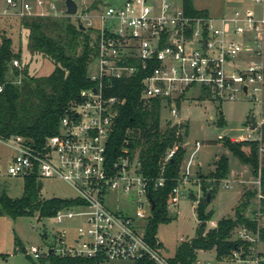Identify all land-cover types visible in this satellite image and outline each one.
<instances>
[{
  "label": "built area",
  "instance_id": "1",
  "mask_svg": "<svg viewBox=\"0 0 264 264\" xmlns=\"http://www.w3.org/2000/svg\"><path fill=\"white\" fill-rule=\"evenodd\" d=\"M253 9H234L220 17L188 16L181 0H125L107 5L87 18L85 30L96 31V54L88 69L91 87L79 92L59 120L58 133L42 146L23 136L0 137V148L14 152L10 162L0 169L1 178L35 177L57 179L68 184L78 195L77 205L62 208L53 217L60 224L81 219L71 243L60 240L50 253L59 258L91 259L95 264L111 261L136 262L147 259L153 264H170V254L163 247H153L139 234L138 222L151 216L149 190L164 186L162 175L151 181L140 172L138 152L129 149L130 131L119 155L111 160L107 146L114 132L115 120L125 100L109 96L116 81L140 78L141 100L157 99L161 111H167L171 126H180L179 110L187 93L205 91L218 102H233L246 97L261 109L264 88V0H249ZM16 7L14 0H3ZM43 6V0H35ZM256 8V9H255ZM21 16H31L33 7L22 3ZM54 10V6H51ZM39 15H44L40 13ZM10 68L21 70L13 60ZM8 80V79H7ZM19 85V81H8ZM3 86H0V92ZM197 97V98H198ZM161 118V112H160ZM261 119L252 137V130L239 141H261ZM200 143H195V150ZM176 147L167 151L164 162L172 158ZM264 151L259 147V163ZM188 172V170H187ZM188 181L181 177L172 190L168 212H176L185 199ZM256 207L253 218L257 230H237L244 242L259 241L260 222L264 218L260 181H256ZM226 182L225 188H228ZM114 195L116 203L126 202L125 211L110 209L107 199ZM196 208L197 203L194 205ZM208 230L217 222H206ZM251 247H249L250 252ZM29 256L39 261L44 255L30 247ZM247 256V255H246ZM239 252L231 255L237 263L246 262ZM172 258V257H171ZM258 259L252 264H259ZM210 264V263H205Z\"/></svg>",
  "mask_w": 264,
  "mask_h": 264
},
{
  "label": "trees",
  "instance_id": "2",
  "mask_svg": "<svg viewBox=\"0 0 264 264\" xmlns=\"http://www.w3.org/2000/svg\"><path fill=\"white\" fill-rule=\"evenodd\" d=\"M181 6L188 16H208L206 11L195 10L192 0H181ZM20 25L28 32L26 47L29 53L47 58L53 64V69L47 76H30L28 66L21 64L22 51L13 52L12 40L0 38V86H3L0 92V137L23 136L42 146L46 139L58 133L59 120L69 103L78 97L81 90L92 85L87 79V69L96 54V31L80 30L71 23L69 17L54 19L47 16H23ZM13 60L20 62V71L9 67ZM9 74L12 77L21 76L20 84L13 85L8 82ZM107 94L125 100L119 109L114 132L108 142L109 158L113 160L119 155L126 140V133L130 131L129 149L131 152H138L141 174L154 181L162 171L165 179L162 188L151 187L149 190L155 208L146 222L144 239L154 247L158 241L156 238L158 226L170 222L167 205L172 197V190L181 178L180 168L186 153L181 145L180 132L186 128L167 123L166 129L161 130V102L157 99L148 102L141 100L140 78L127 82L116 81L113 83V89ZM206 98H210V95L205 91L198 97L200 100ZM224 124L220 112L217 125L220 127ZM259 132L260 142L231 141L228 138L218 141L241 165L250 168L251 174L259 179L261 193L264 195V153L261 164L259 163V147L261 146L264 151V125L260 127ZM174 147L177 148L174 155L165 163L167 151ZM213 167L205 183L201 184L204 198L195 208L199 223L195 237L178 245L174 255L169 259L170 264H196V255L200 251L213 250L217 260L228 259L234 252H239L243 256L249 254L250 243L239 239L231 240L238 229L245 228L251 233L257 230L253 218L254 211L251 217L246 216L250 204L243 201L245 193L234 210L233 218H221L217 221L216 229L205 231V223L212 220V211H205L207 206L204 205V199L210 190L211 202L219 184L228 178L229 159L222 155L213 163ZM77 204L76 200L40 199V183L35 177H30L23 180L20 198L11 199L2 192L0 217L15 220L38 214V220L50 219L60 209ZM261 205L264 213V201ZM258 232L259 241L264 244V227L259 228ZM157 247L162 245L159 243ZM20 250L21 245L18 239L14 238L13 253ZM44 259L50 264H95L91 259L59 258L51 253ZM133 264L153 262L142 259ZM259 264H264V261Z\"/></svg>",
  "mask_w": 264,
  "mask_h": 264
},
{
  "label": "rangeland",
  "instance_id": "3",
  "mask_svg": "<svg viewBox=\"0 0 264 264\" xmlns=\"http://www.w3.org/2000/svg\"><path fill=\"white\" fill-rule=\"evenodd\" d=\"M16 7L7 6L3 0H0V38L6 37L12 40L13 52L22 51V65L28 66V73L33 77H43L50 74L53 64L41 55L30 54L26 47V38L28 32L20 25L23 16L21 4L28 3L33 7L31 16H47L58 19L67 17L65 15L64 0H43V6H37L35 0H14ZM125 0H74L77 4L76 16L69 17L72 24L77 26L79 20L82 26H86L87 18L101 11L107 5L117 6ZM241 1L239 0V3ZM193 7L198 11H206L211 17H220L225 14L224 11H233L238 8V0H192ZM179 4V0H177ZM243 9H253L254 6L249 0H242ZM54 6V10H51ZM256 9V8H255ZM40 13L44 15H39ZM20 71V70H19ZM11 74V73H10ZM8 75V81H19L21 76L12 77ZM198 90H190L179 110V118L182 121L181 126L186 129L181 130V145L185 151V156L180 168V176L186 178L188 189L185 199L181 200L176 207V212H168L169 223L160 224L156 230V238L164 249L170 250L165 259H170L176 248L181 242H189L195 237L197 226L199 225L195 215V204L202 203L204 192L201 190V184L205 183L212 170V162L219 156L225 155L229 159L228 188H225V180L219 184V187L212 197L210 204L206 207V212L212 211V220L218 221L221 218H233L234 210L238 206L242 195L246 197L243 201H248L250 206L247 209L246 216L251 217V213L256 207V181L251 174L249 167H243L225 148L222 147L219 139L248 134L251 116L258 124L264 119V88L262 91L261 109L257 103H254L246 97H238L233 102H218L211 98L203 100L198 99ZM222 113L225 124L217 125L219 113ZM171 120L167 111H161V130L166 129V122ZM252 137L256 133L252 132ZM199 142V149L195 150V143ZM210 142H216L211 144ZM201 148V149H200ZM247 152V150H245ZM14 152L0 148V169H4L10 162ZM188 170V172H187ZM237 180V181H232ZM239 181V182H238ZM209 182V180L207 181ZM40 199L48 200L58 198L63 200H74L78 197L77 193L65 182L57 179L39 180ZM242 184V185H241ZM248 187H245V186ZM241 190L240 197V187ZM5 192L11 199L20 198L23 192L22 178H1L0 195ZM126 202L122 199L116 203L114 195L107 199V205L110 209H121L125 211ZM139 234L145 232V221L138 223ZM83 226L81 219L68 220L57 224L53 218L38 220V214L32 217H20L15 220L10 218H0V264H50L45 260L46 254L50 248L60 241L64 240L67 244L76 237L79 227ZM260 227H264V218L260 222ZM205 231H208V225L205 223ZM252 239V233H250ZM14 238H17L21 249L17 253H12L14 249ZM231 240H238L237 230L232 235ZM244 241V240H241ZM250 243V252L246 256V262L242 264H252L253 261H264V244L261 242ZM36 247L44 255L41 260L32 259L29 254V248ZM15 254V255H14ZM44 259V260H43ZM239 264L233 258L217 260L213 250L200 251L196 255V264ZM103 264H133L131 261H111Z\"/></svg>",
  "mask_w": 264,
  "mask_h": 264
},
{
  "label": "water",
  "instance_id": "4",
  "mask_svg": "<svg viewBox=\"0 0 264 264\" xmlns=\"http://www.w3.org/2000/svg\"><path fill=\"white\" fill-rule=\"evenodd\" d=\"M64 6H65V15L67 17H73L76 16L77 14V4L74 2V0H64ZM77 26L80 30L84 31L85 28L82 26L81 22L79 20H77ZM249 129L250 130H255L257 127V123L254 120V117L251 116V119L249 121ZM211 199V194H210V190L207 192L206 197L204 199V205L208 206L209 202ZM149 201L151 203V210H154L155 208V203L152 201V199L149 197Z\"/></svg>",
  "mask_w": 264,
  "mask_h": 264
},
{
  "label": "crops",
  "instance_id": "5",
  "mask_svg": "<svg viewBox=\"0 0 264 264\" xmlns=\"http://www.w3.org/2000/svg\"><path fill=\"white\" fill-rule=\"evenodd\" d=\"M241 2L239 3V0H238V8H243V5L244 4H242V0H240ZM228 12H230V11H228ZM227 11H224V13L226 14V13H228ZM240 137L241 136H239V138H235V137H232L231 139L233 140V139H235V141H239V139H240ZM201 149V148H200ZM225 156V155H224ZM220 157V156H219ZM218 157V158H219ZM216 160H214L213 162H212V168H210L212 171H213V169H214V167H213V163L215 162ZM243 167H247V166H243ZM232 181H237V180H232ZM225 182H227L228 183V178L225 180ZM239 182V181H238ZM242 185V184H241ZM245 186V185H244ZM245 187H248V186H245ZM242 188H243V186H241L240 187V197H241V190H242ZM240 200V199H239ZM0 218H6V217H0ZM220 220V219H219ZM217 222V221H216ZM167 251H169L170 252V250H168V249H166ZM13 251H14V249H13ZM13 253V252H12ZM15 255V254H14Z\"/></svg>",
  "mask_w": 264,
  "mask_h": 264
}]
</instances>
